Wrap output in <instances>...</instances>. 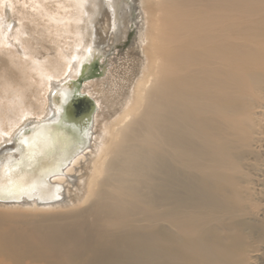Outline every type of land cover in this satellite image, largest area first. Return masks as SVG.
<instances>
[{"label": "bare ground", "instance_id": "obj_1", "mask_svg": "<svg viewBox=\"0 0 264 264\" xmlns=\"http://www.w3.org/2000/svg\"><path fill=\"white\" fill-rule=\"evenodd\" d=\"M127 1L0 0V173L24 148L35 174L0 184V264H249L236 219L264 148V0H130L136 17ZM133 18L128 70L85 86L93 124L79 69ZM64 107L76 129L51 139Z\"/></svg>", "mask_w": 264, "mask_h": 264}, {"label": "rangeland", "instance_id": "obj_2", "mask_svg": "<svg viewBox=\"0 0 264 264\" xmlns=\"http://www.w3.org/2000/svg\"><path fill=\"white\" fill-rule=\"evenodd\" d=\"M137 7L139 8V9L137 8V10H139V11H137V13H139L140 12V8L141 9L145 8V3H142L141 7L139 5ZM127 8L131 9L130 10L131 14L134 17L137 16L136 13L134 12V4L130 0L127 1ZM145 16L148 19V13H145ZM135 19L133 18V19H131L129 21L128 28H127V33H126L125 36L124 35H122V36L120 35L119 37L114 38V40L112 41V44L105 45L102 48V50H99L97 52V54H95V57L97 59H95L94 61L91 58H90L91 61H90V59H88L86 61L91 66H89L87 64H86L87 67H85L83 64L81 65L82 68L80 67L79 70L80 71L84 70L86 72L87 79L90 78V79H88V81H85V82L82 83V85H81L82 87L80 89V90H82V91H80L81 94L84 93L83 90L85 88L86 92L84 94L89 95L88 93H90V92L85 87L86 85L93 84L94 82H97V81L104 82L106 84L108 79L111 82L110 84H108V86L105 85L104 83H101L100 86H96L94 88V90H96V91L98 90V93L102 89H103V91L110 90V88H111L110 85L112 84V82H114V81L115 82H117V81L119 82L120 78L117 76L118 75L117 73L118 72H122V70H124V69H125V71L128 70V68L130 66V65H128V61H129L128 54L131 53V50L134 49V44L136 43V40L138 39V34H139V30H140L139 29L140 28L139 27L140 24L137 25ZM135 59L137 60L138 57H135ZM93 62L94 63L96 62V63L93 64ZM119 66H121V67L119 68ZM117 67L119 69H117ZM89 69H91V70H89ZM78 74H79V72H78ZM128 77H129V75L127 76V78ZM73 80H74V77H73ZM96 88H98V89H96ZM100 88H101V90H100ZM96 91H94L93 93H96ZM98 93H96L95 95H97ZM89 97L94 99V97H91L90 95H89ZM94 101L96 102L97 100L94 99ZM115 102L116 103H119V102L122 103L123 101H122V98H118V99L115 100ZM97 103L98 102H96V106L98 108V112L95 113L94 116H93V119H94L93 120V124H95V122H94L95 121V117H96L95 115L99 114L101 112V110H102L97 105ZM67 108H69V107H67ZM108 111L112 112L110 109L105 110L106 113ZM61 113H62V111H61ZM69 113H70V110L67 111L66 107H64L63 114L61 115V117H62L61 121L59 122V124L53 125L52 128L50 129V131L53 132V133L51 132V136H50L51 139L54 138V136L57 134L58 131L59 132L65 131V132H67L69 134V132L71 133L72 131H74L76 129V122L73 119L77 120V117H76L75 114H70V117H68V119H66L67 117H65V116H68ZM85 120H86V117L85 118L83 117L82 121H85ZM70 123H72V124H70ZM263 124H264V122H263ZM63 127H65V128H63ZM45 128H50V126L45 127ZM45 128H41V129L38 128V130L31 129V130L24 131L19 137H21V139L25 138L27 135H29V133H31L32 135H36L37 131L39 132V130H40V132L43 131V130H47ZM54 132L56 133L55 135H54ZM56 138H58V134L56 135V137L54 139H56ZM37 139H38L37 141L39 142L40 138H37ZM42 142H43V140H41L39 143L41 144ZM93 142H94V133H93ZM93 142L91 141V143L89 144L87 149H85L80 155H78L77 157L75 156L76 159L79 158V157H82V155H84V154L85 155L88 154L90 149L93 146ZM29 145H30V143L27 146H29ZM34 148H37V147L35 146ZM22 150H23L22 151L23 155L21 156L22 159H21V162H19L20 165H19V169H18L19 170L18 172H19L20 175L18 173L17 174L16 173L15 174L11 173V176H10L9 175L10 174V170H6L8 172H5V170H3V172L0 173V184L3 185V187H5L6 184H10V182H11L10 180H12V179H14V180L16 179V181H17V179L20 178L21 182H19L20 179H18V183H19V185L22 186V185H25L26 183L29 184L28 183V181H30L29 177H31V179L34 178L35 174H33L32 170H31V169H34V168L29 165L30 163L27 164V159H24V157H23V156L27 155V154H24V152L25 151L27 152V150L24 149V148ZM258 151L260 153L257 156V167H256L257 169L252 172V177L250 179V185L248 186L249 190L251 189L250 190V200H248V204H247L249 208L247 207V210L245 212L241 213L240 214L241 216H239L236 219V221L239 222V230H240L239 232L243 236V238L245 239L246 245H248V249H249L248 251L249 252L247 253V256L249 258V264H264V148H262V149H260ZM46 159H48V158H46ZM72 162H71V164L69 165L68 168L73 166ZM23 163H25V164H23ZM26 164L29 165L30 167L28 166L29 167L28 168ZM23 165H25V166H23ZM21 167H22V169H21ZM23 168H25V169H23ZM27 168H28V170H27ZM68 168L64 171V173H63L64 176L68 175V171H67ZM23 170H25V171H23ZM44 171H46V170H44ZM21 172L24 173V176H23V174H21ZM22 176H23V178L26 177V179L24 181L22 180L23 179ZM64 176L55 177L54 179H52V181L56 182V184L60 185V189H58L59 191L60 190L62 191V188H65V192L67 193L66 197H68V195H70V194H69V190L67 189V185L64 184V183L62 185V183L59 182V180L61 178H63ZM1 180H3V181H1ZM3 182H4V184H3ZM68 187L71 188L70 185H68ZM72 190H73V188H72ZM71 195H73V194L71 193ZM32 198L33 197H31V200H32ZM21 203L22 202H19V203H15L14 202V203H7V204L15 205V204H21ZM7 215H8L7 213H5V212L0 210V225L5 222V219H6ZM3 228H6L8 230V227H3Z\"/></svg>", "mask_w": 264, "mask_h": 264}]
</instances>
